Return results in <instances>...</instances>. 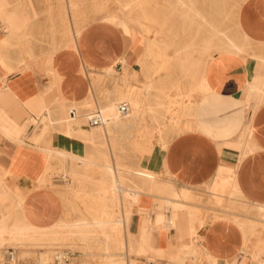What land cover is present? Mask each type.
<instances>
[{
  "label": "crops",
  "instance_id": "0c3cea01",
  "mask_svg": "<svg viewBox=\"0 0 264 264\" xmlns=\"http://www.w3.org/2000/svg\"><path fill=\"white\" fill-rule=\"evenodd\" d=\"M70 2L79 4L74 17ZM0 3L6 12L16 10L17 18V28L10 32L0 21V248L21 250L37 259L56 248V240L49 241L43 243L50 245L44 251L32 231L20 236L26 227L50 230L64 223L58 186L38 182L47 175L57 179L61 169L68 174L70 164L79 165L80 160L99 167L104 162L94 154V144L64 134L48 120L61 117L56 102L80 109L90 98L103 101L110 92L113 97L120 93L118 78L119 86L107 87L102 80L94 91L92 78L81 75V67L98 76L105 67L126 66L135 75L128 86H144L141 114L145 118L140 129H156L150 116L159 105L164 109L155 113L169 109L177 115L167 128L172 133L165 144L153 143L152 136L140 144L154 149L137 166L169 186L155 190L145 185L130 191L131 197L135 195L128 207L134 250L130 259L141 264H240L242 260L264 264V212L260 213L264 211V0ZM85 3H96L98 11L84 9ZM74 19L80 29L74 45L59 47L72 37ZM129 31L132 37L127 36ZM227 41L241 51L228 50ZM52 74L60 77L56 84ZM167 99L177 106L167 107ZM42 118L47 119L45 127ZM110 161L114 170L109 178L118 181L115 167L121 155L110 156ZM131 173L125 177L132 179ZM172 193L182 204H167L176 201ZM184 194L187 198L181 199ZM119 201L112 202V209L118 205L122 210ZM162 202V208L156 209ZM155 210L164 225L174 222L162 236L152 230ZM138 244H143L144 255H137ZM159 250L161 257L155 253ZM63 251L69 254V264H89L84 261L88 254ZM119 253L114 251V259ZM172 254L178 262L164 258ZM97 257L105 263L104 252Z\"/></svg>",
  "mask_w": 264,
  "mask_h": 264
},
{
  "label": "rangeland",
  "instance_id": "374dc122",
  "mask_svg": "<svg viewBox=\"0 0 264 264\" xmlns=\"http://www.w3.org/2000/svg\"><path fill=\"white\" fill-rule=\"evenodd\" d=\"M28 5H29V2H28ZM41 5H45V4L41 3ZM106 5L107 4H105V6ZM0 6H1V4H0ZM78 6H79V4H76L74 2L69 3L68 9L71 11V14L73 17L76 15L75 10H77ZM83 7H84V9H86V7H87L90 10V12L91 11L92 12L98 11L96 3H85V4H83ZM102 7L103 6H101V9H100L101 12L103 11ZM61 8H62V10H64L63 4H62ZM1 9H2V6H1ZM12 11L14 12L16 10H10L9 12H12ZM111 16H115V15H111ZM115 17L120 18L119 16H115ZM73 21H74V27H73L72 38L71 37L68 38V40L59 47H68V45L73 46L71 44H73L75 42V39L78 37L80 29L78 26H76V23H75L76 20L74 19ZM84 21H88V20H84ZM62 22H64V19H62ZM127 36L132 37V32L129 31ZM9 68H11V67H9ZM79 71H80L81 75L86 76V77L89 76V78H92L91 79V85H92L94 91H97L96 84L99 83L100 81L102 82V80L105 81V85L107 87L112 86L113 84L116 86H119L118 79L114 80L113 77H107V76L105 77L102 73L97 76L93 73H90L88 70H86L85 68H82V67L79 69ZM117 71H119V70H117ZM122 72L123 71H120V73H122ZM132 74L134 75V73H132ZM132 74L131 75L129 73L127 74L131 77L126 76L127 77V78H125L126 82L122 85V88H121L122 91H120V92H122L124 96L121 97V96H119L120 94L116 93L115 96L113 97L112 92H110L109 95H106L107 94V90H106L105 91L106 99L112 100V101H117L119 104L124 103V102L126 103L127 102L126 98H128L129 95H131V91L134 88H136V87H131V88L128 87L129 78H135V75L133 76ZM159 77H160V75H159ZM124 87H127V88H124ZM143 87L142 88H136L133 90V92L136 94L137 93L141 94L142 93L141 90H144ZM124 90H126V91L123 92ZM105 97H104V99H105ZM114 98H115V100H114ZM122 98H124V99L122 100ZM119 100H121V101H119ZM90 101H95L97 103L102 102L101 100H96L93 98H90ZM164 101H163V103H164ZM57 103L58 102H56V104ZM142 103L143 104H141L139 107L140 113L137 115L138 120H137L136 124L134 125V127L132 129H127L128 133L131 134L130 138H125V139H123V141L120 144L118 143V145H119L118 147H119L120 151L118 150L117 155L118 154L121 155V162H119L118 164L116 163L119 166L118 169H116V170H119L118 174H119L120 178L118 181H120L121 183L123 182L125 184L126 181H132L133 180L138 185H140V183H141V185L143 184V186H145V185L148 187L150 186L151 188H154L155 190H157L161 186L163 188H165L167 185H164V184L162 185L160 182H157L154 175L146 172L144 170V168L137 166V163H136L139 160L147 157L150 154L149 151L151 149H154V148L151 146L145 147V146H142L140 144H144L145 142H149L148 139H150L151 136H152V142L153 143L155 142V143L165 144L167 139L171 136L170 134L172 133V131L168 130L167 128L169 126H171L170 123L172 124L175 121V118L177 117V115L173 114V113H169L168 112L169 109H165L166 110L165 114L155 113V112H160L164 109V105H159L158 109L156 111H154V114L150 116L152 119L151 122L153 123V126L156 129L152 130V132H145L143 130L144 124L143 125L141 124V123H144V118H145V115L141 114V113H143L142 109L144 107V101ZM166 103H167V107L168 106H174V107L177 106V102L175 100L167 99ZM57 107H58V104H57ZM162 107H163V109H162ZM83 108H85V109H83ZM69 109H70V111H69ZM87 110H88V108L83 107V106L81 107V109H78L76 105H71L70 107L67 106V107H65V114L67 116L65 114L64 115L61 114L62 115L61 117H63V118H59V119L57 118L56 121H55V119H50L48 121H51V123L57 122L58 126L62 129V132L64 133L65 127H69V125L67 123H70V121H72V119L74 120V118L76 119V117L77 118L80 117V115L85 113ZM132 111L135 112L136 109L133 107ZM80 112H82V113H80ZM74 114H76V115H74ZM156 118H160V119L158 120ZM46 120H47L46 118H42V124H44V127H45ZM63 123H64V125H63ZM141 126H143L142 129H140ZM109 160H110V157H109ZM128 160L131 161V165H129V162H127ZM110 164H111V161H110ZM120 165H121V169H120ZM70 166H71V168H70V172L68 174L66 173V170L61 169L60 171H58L56 173L57 179H53V177H54L53 175H49V176L47 175L38 182L39 183L38 185H40V186H42V185L44 186L46 184H48L50 186H58L57 187L58 192H59V194L62 198V201H63V205H64V219H63L64 223H63V225L64 224H66V225H64L63 228H61V230H59V234L54 236L53 240H50V238H49V240H42L39 243V245H41L39 247L42 248L44 251L47 250V248H49L50 245H43V243H47L49 241L56 240L57 246L54 250H48L47 251L50 253V256H49L48 261H46V262H43L40 259H37L34 255H29L28 253L23 254V253H21V250H19V252L15 250L18 258L24 264H43V263L46 264V263H50L54 260L55 255L62 252L63 250H70V252H72L73 254H74V252H80L83 254H88L89 255L88 257L84 256L85 262H87L89 264H101L100 262H102V261L100 260V258L97 257L101 252H103V250H102V243L103 242L100 241L102 239V236H101L102 230L101 229H98L96 226L91 227V235L89 236L91 240L88 241L89 243L88 242L86 243L84 240L71 237L67 233L70 234V232L75 230L71 224H78L81 222H88V223L94 222L95 223V221L102 220L103 214L105 212L112 214V218H109V220L108 219L105 220L107 222H111V223H109V226L106 230V231L110 230V232H109V234L111 235V242L110 243L112 244V246L114 248H117L115 252H120L122 254V252L124 251V250L123 251L119 250L120 244L124 245L127 242V233H126L127 231H125L123 229V226L121 223V220H122L121 214L122 213H121V210L119 209L120 206L117 205L115 210L112 209V201L109 200L108 197L103 198L101 196V199H103V201H104V204L102 205L101 202H103V201H101L99 198L101 194L99 196L97 195L98 189H100L101 187L103 188L104 185L109 182V179H111V178H109L110 175L106 172V170L102 169V167H99L96 164L95 165H91V164L90 165H86V164L78 165L76 163H72V164H70ZM125 169H129L132 172L131 173V176H132L131 180L129 178L125 177V176L130 175L126 171H124ZM73 173L81 176L79 181L76 183L74 181H72ZM101 175H103L104 177L102 178ZM153 180L156 182V185H155V182ZM140 181H142V182H140ZM102 188H101V190H103ZM179 197H181V199H186L187 195L186 194L180 195ZM177 198H175V199H177ZM108 204H109V207H107ZM124 204L125 203L122 202L121 206H124ZM114 222H116L117 224L113 225ZM251 229H249V230H251ZM251 232H253V231H251ZM60 236H62V237H60ZM74 240H77V242ZM128 243H130V242H128ZM136 253L144 255L143 244L137 245ZM194 254H195V252L193 253V255ZM185 255L186 256H192L191 254H188V253H185ZM29 257H31L32 260L28 262L26 260ZM117 259H119V258H117ZM104 262L105 263H102V264H110L109 262H106L105 260H104ZM189 264H193V263L189 262Z\"/></svg>",
  "mask_w": 264,
  "mask_h": 264
},
{
  "label": "bare ground",
  "instance_id": "6f19581e",
  "mask_svg": "<svg viewBox=\"0 0 264 264\" xmlns=\"http://www.w3.org/2000/svg\"><path fill=\"white\" fill-rule=\"evenodd\" d=\"M1 4V3H0ZM185 6V5H184ZM183 6V7H184ZM180 7V6H179ZM5 10V9H4ZM3 9H1V6H0V21H2L6 27V30H9V32L11 30H16L17 28V18H16V11H12V12H6L4 11ZM64 11V10H63ZM192 12V11H191ZM1 22V24H2ZM24 24V23H23ZM8 32V33H9ZM12 33V32H11ZM16 36V35H14ZM8 37V36H7ZM72 38V37H71ZM68 40V39H67ZM71 41V40H70ZM228 45L226 47H228V50H233V51H237V52H240L241 49L234 43L230 42V41H227ZM66 45V44H65ZM71 45H74L71 44ZM69 46V45H68ZM62 50V49H61ZM58 53V52H57ZM56 53V54H57ZM52 54V53H51ZM54 54V52H53ZM4 59V58H3ZM122 59V58H121ZM121 61V60H120ZM3 63V62H2ZM124 64V63H123ZM122 66H125V64ZM118 65V64H117ZM121 65V64H120ZM119 65V66H120ZM116 66V65H115ZM126 67V66H125ZM120 68L121 71H123L122 73H120V70L117 71L116 68L113 66H108V67H105L104 68V71L102 72V74L106 77H113V78H118L121 82V85H123L125 82H126V79L127 78L126 76H129L127 75L128 74V70L127 68ZM9 72L12 71L11 68H7ZM53 69V68H52ZM133 71V70H132ZM80 72V71H79ZM82 72V71H81ZM83 74V73H82ZM53 75V74H52ZM133 75V74H132ZM134 76V75H133ZM131 77V76H129ZM53 78H54V83L56 84L57 83V80L56 78H60L59 76H56V75H53ZM60 86V85H59ZM129 87V86H128ZM122 88V87H121ZM124 88H127V87H124ZM144 88V87H143ZM130 89V88H129ZM136 89V88H134ZM133 89V90H134ZM52 90V89H51ZM133 90L131 91V95H129L127 99V102L125 103H121V104H126L127 107H128V114L123 116L119 113V106L121 104H119L117 101H112V100H107L106 97L105 99L102 101V102H95V101H89V103H85L83 104L82 106L83 107H86L88 108V110L81 114L80 117H76V119L74 118V120L72 119V121H70V123H67L69 125V127H65V131L64 133L65 134H68V135H75V137L79 140H82V141H87L89 142L90 144H94V154L98 155L99 158H102L103 160V164H102V167L104 170H106V172L113 177V165L112 163L110 164V160H109V157L112 155H116L117 156V152L119 150V145L118 143L120 144L123 139L125 138H130L131 134L128 133L127 129H132L134 127V125L136 124L137 120H138V114L140 113L139 112V107L141 104H143L142 102L144 101V90H141V94L139 93H134ZM53 91V90H52ZM122 91V90H121ZM126 90H124L123 92H125ZM51 93V91H50ZM49 94V93H48ZM120 95L119 96H124L122 92L119 93ZM128 95V94H127ZM126 95V96H127ZM45 95H43L44 97ZM42 97V98H43ZM55 97V96H53ZM59 99V98H58ZM109 99V98H108ZM120 99V98H119ZM124 98H122L123 100ZM115 100V98H114ZM121 101V100H119ZM43 102V101H42ZM45 104V102H44ZM58 104V108L61 109V112H62V115L65 114V106L63 107L59 101ZM48 106V104H47ZM45 106V107H47ZM133 107L136 109V111H132ZM78 108V107H77ZM47 109V108H46ZM79 109V108H78ZM81 109V107H80ZM85 109V108H83ZM82 109V110H83ZM72 110V109H71ZM76 110V109H75ZM67 111V110H66ZM70 111V109H69ZM78 111V110H77ZM84 111V110H83ZM82 113V112H80ZM61 115V116H62ZM66 115V114H65ZM76 115V114H74ZM67 116V115H66ZM73 116V115H72ZM94 116H97L99 119H100V124L95 127V128H91L89 125H88V120ZM74 117V116H73ZM59 118H63V117H59ZM58 118V119H59ZM33 119V118H32ZM30 120V123H32L33 125L36 124V122L34 120ZM55 119V118H54ZM57 119V118H56ZM55 119V121H56ZM61 120V119H60ZM59 120V121H60ZM63 121V120H62ZM67 122V121H66ZM69 122V121H68ZM46 123V122H45ZM54 123V122H53ZM57 123V122H56ZM60 124V123H59ZM62 124V123H61ZM66 124V123H65ZM58 125V124H57ZM64 125V123H63ZM67 125V126H68ZM62 127V126H61ZM81 127V128H80ZM74 128H78L77 130H75ZM64 129V128H63ZM3 131V130H2ZM11 133V132H10ZM9 135V134H8ZM35 137H33V140H34ZM69 138V137H68ZM98 141V143H96ZM98 144V145H97ZM97 145V146H96ZM43 150V149H42ZM47 151V150H46ZM120 151V150H119ZM46 153H52V152H46ZM55 152H53L52 154H54ZM71 153V152H70ZM49 154V155H50ZM56 154V153H55ZM58 155V153L56 154ZM61 154H59L60 156ZM63 157H64V154H62ZM73 155V154H72ZM75 156V155H74ZM67 159H68V156H66ZM65 157V158H66ZM78 157V156H77ZM83 158V157H82ZM73 159V158H71ZM64 160V159H63ZM79 160V159H78ZM76 161V160H75ZM82 163H81V162ZM79 162L81 164L79 165H82V164H86V165H92L93 163H89L87 162V160H80ZM68 164V163H67ZM95 165V164H94ZM97 165V164H96ZM77 166V165H76ZM115 167V166H114ZM118 165L116 164V167H115V172L116 171H119V170H116L118 169ZM120 169H121V165H120ZM124 171H126L128 174H130V170L129 169H125ZM123 171V172H124ZM105 172V173H106ZM116 175V173H115ZM114 175V176H115ZM81 178V176H79L78 174H75L73 173L72 175V181H74L75 183L79 181V179ZM116 179V178H115ZM44 180V179H43ZM131 180V179H130ZM126 181V180H125ZM137 181V180H136ZM154 181V180H153ZM142 182V181H140ZM155 182V181H154ZM42 183V182H41ZM129 183H131V185H128ZM235 183V182H234ZM149 184V183H148ZM152 184V183H151ZM153 185V184H152ZM155 185H156V182H155ZM163 185V184H162ZM43 186V185H42ZM234 186V185H233ZM144 187L143 184L141 185H138L136 184V182L133 184V182L131 181H126V183L124 184L123 182L121 183L120 181H116V180H113V178L109 179V182L107 184L104 185V187L102 188L103 190L101 191V195L100 197L102 196L103 198L104 197H108L109 200H111L112 202L115 200L117 201L118 198H120V200L125 203L124 206H122V210H121V216H122V220H121V223H122V226H123V229L125 231H127V242L126 244H120V248L119 250L120 251H123L122 254L120 253L119 255V259H114V257L116 256V254H114V251H116L117 248H114L112 246V244L110 243L111 242V235L109 234L110 230L109 231H106L108 226H109V223L111 222H107L105 220H109V218H112V214L110 213H107L105 212L103 214V218L102 220H99V221H95V223H88V222H81V223H78L76 225H73L74 227V231L67 233L68 235H70L71 237H74V238H78V239H81V240H84L86 243L88 241H90V235H91V227L93 226H96L98 229H101L102 232H101V236H102V239H103V243H102V250L104 252V260L106 262H109L110 264H141L140 260H132V258L130 259V254L132 252H134L132 246L129 242L130 240V235H131V232H130V228L128 227V223H129V218H130V211H129V204L130 202L133 203V200L135 201V195L133 192V195L131 197L130 195V191H134L136 189H139V188H142ZM150 187V186H149ZM154 187V186H153ZM167 187V186H166ZM234 188V187H233ZM130 189H133V190H130ZM232 190V189H231ZM234 191V190H233ZM132 193V192H131ZM173 198H177V194L176 193H172L171 194ZM185 195V194H184ZM235 195V194H234ZM140 196V195H139ZM176 196V197H175ZM230 196V195H229ZM234 197V196H233ZM132 198V199H131ZM138 198V196L136 197ZM181 198V197H180ZM230 198V197H228ZM131 200V201H130ZM161 200V198H160ZM119 201V202H121ZM162 201V200H161ZM165 201V200H164ZM167 201V200H166ZM121 202V203H122ZM138 202V201H137ZM173 202V201H172ZM168 203L167 201V204H169L170 206L173 205V204H177V203H180V202H177V199L175 202L173 203ZM163 203H159L156 207L157 208H162L163 206ZM165 204V203H164ZM182 204V202L180 203ZM185 205V204H184ZM136 206V205H135ZM165 206V205H164ZM256 208V207H255ZM261 208V207H260ZM121 209V208H120ZM155 209V208H154ZM259 212V211H258ZM257 212V213H258ZM264 211L260 212L263 214ZM190 217V219L192 218V213L191 212H188L187 213ZM101 217V216H100ZM155 220L153 222V227H152V230L153 231H156L157 233H159L160 236H162L163 234V230H166L168 229V226H171L174 224L173 220H169V223L168 225H164V218L162 215L158 214L155 210ZM99 219V218H98ZM58 222V221H57ZM233 224V223H232ZM64 225H61L59 224L58 226L54 227L53 229H50V230H37V229H28V227H26L25 229H23L19 235L20 236H23V233L25 235H29V232L32 231L31 235L32 236H35V240L36 241H42V240H53V237L56 236L57 234H59V230H61V228H63ZM112 226V225H111ZM170 228V227H169ZM241 228V227H240ZM173 229V228H172ZM251 229V228H250ZM170 230V229H169ZM255 228H252L250 231H254ZM20 231V230H19ZM242 231V230H240ZM18 232V231H17ZM23 232V233H22ZM176 232V231H175ZM244 233V232H243ZM241 233V234H243ZM61 234V233H60ZM195 235V234H194ZM31 236V237H32ZM93 236V235H92ZM37 237V238H36ZM62 237V236H60ZM89 237V238H88ZM159 237V236H158ZM243 237V236H242ZM26 238V237H24ZM56 238V237H55ZM157 238V237H156ZM57 239V238H56ZM30 240H34V238H30ZM85 243V244H86ZM89 243V242H88ZM88 245V244H87ZM124 246V247H123ZM187 246V245H186ZM86 247V246H85ZM123 247V248H122ZM189 247V246H188ZM183 248V247H182ZM86 249V248H85ZM190 251L191 254L193 255V253L195 252L192 248H187V252ZM138 252V251H137ZM159 252H161L160 250L159 251H155L156 254H158V256H160ZM169 252V251H168ZM138 256H140V254H137ZM168 255V254H167ZM49 256H50V253L49 252H44V253H41L40 254V257L39 259L43 262H46L48 261L49 259ZM161 257V256H160ZM177 255L176 254H172V257L171 256H166L164 255V258L167 259L168 261L170 262H173V263H176L178 262L179 260L176 258ZM212 259V258H211ZM210 259V260H211ZM148 261V259H147ZM152 261V260H151ZM209 261V260H207ZM146 263V262H145ZM144 263V264H145ZM152 263V262H151ZM155 263V262H154ZM148 264V263H147ZM240 264H243V260L240 262Z\"/></svg>",
  "mask_w": 264,
  "mask_h": 264
},
{
  "label": "built area",
  "instance_id": "2783aa9c",
  "mask_svg": "<svg viewBox=\"0 0 264 264\" xmlns=\"http://www.w3.org/2000/svg\"><path fill=\"white\" fill-rule=\"evenodd\" d=\"M119 113L123 116L128 114V107L126 104L119 106ZM100 119L94 116L88 120L90 127H95L100 124ZM0 264H24L17 256L16 251L12 248H0ZM45 264V263H43ZM46 264H69L68 252L62 251L55 255L54 260Z\"/></svg>",
  "mask_w": 264,
  "mask_h": 264
}]
</instances>
